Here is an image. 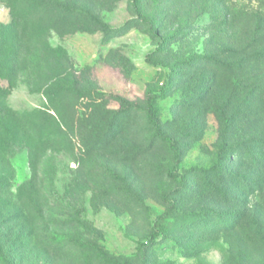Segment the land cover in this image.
<instances>
[{
    "label": "rangeland",
    "instance_id": "1",
    "mask_svg": "<svg viewBox=\"0 0 264 264\" xmlns=\"http://www.w3.org/2000/svg\"><path fill=\"white\" fill-rule=\"evenodd\" d=\"M50 1L0 0V264H264V106L224 74L264 0Z\"/></svg>",
    "mask_w": 264,
    "mask_h": 264
},
{
    "label": "trees",
    "instance_id": "2",
    "mask_svg": "<svg viewBox=\"0 0 264 264\" xmlns=\"http://www.w3.org/2000/svg\"><path fill=\"white\" fill-rule=\"evenodd\" d=\"M7 5L11 8L13 17L15 20L19 21V17H30V15H40L43 12V19L46 21V31L48 28L55 27L52 25L54 23L55 17L61 13V7H68L66 4L62 5L58 3H53L50 0H6ZM132 7L134 12L139 15V3L138 0H132ZM41 8L42 10H39ZM208 12L211 17V26H216L220 17L223 19V23L228 22V18L235 11L234 7H229L226 0H211L207 5ZM22 17H21V16ZM77 15H82L78 14ZM42 21V19H40ZM14 23L8 26L0 24V38L6 29H12ZM151 34L158 37V30L151 29ZM1 40V39H0ZM239 50L237 51V61L235 63H230L225 67V73L230 76L238 77V82L240 83L242 94L245 98L253 99L252 103L256 107L262 108L264 106V20L263 18L257 19L253 26V31L250 38L246 41H242ZM2 50L0 48V58ZM55 73L59 71L55 70ZM1 76V75H0ZM46 88L43 90L42 94L45 98H49L46 94ZM0 94H4L0 89ZM9 110L3 104H0V114L8 112ZM145 114L149 119L154 128L155 137L170 144V148L174 154L179 157L181 152L177 148V143L175 140L169 138L168 136L162 134L160 130V123L157 119V110L154 107V96L149 95L145 103Z\"/></svg>",
    "mask_w": 264,
    "mask_h": 264
}]
</instances>
